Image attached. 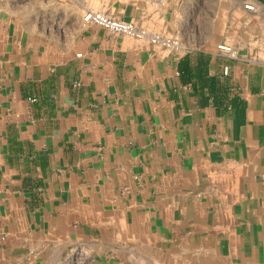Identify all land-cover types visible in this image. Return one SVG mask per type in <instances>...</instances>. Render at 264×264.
<instances>
[{"label":"crops","instance_id":"0c3cea01","mask_svg":"<svg viewBox=\"0 0 264 264\" xmlns=\"http://www.w3.org/2000/svg\"><path fill=\"white\" fill-rule=\"evenodd\" d=\"M77 249L264 264V0H0V264Z\"/></svg>","mask_w":264,"mask_h":264},{"label":"built area","instance_id":"2783aa9c","mask_svg":"<svg viewBox=\"0 0 264 264\" xmlns=\"http://www.w3.org/2000/svg\"><path fill=\"white\" fill-rule=\"evenodd\" d=\"M245 8L248 10H254V5L246 4ZM85 23H94L105 30H108L112 33L116 34H124V35H134L137 37L145 36L146 32L142 29L135 27L132 23L108 17L101 12L94 10H87L82 17ZM217 48L220 51H223L226 56L234 57V51L228 45H217ZM80 54H78L79 56ZM229 71L228 66L223 67V73L227 74Z\"/></svg>","mask_w":264,"mask_h":264},{"label":"rangeland","instance_id":"374dc122","mask_svg":"<svg viewBox=\"0 0 264 264\" xmlns=\"http://www.w3.org/2000/svg\"><path fill=\"white\" fill-rule=\"evenodd\" d=\"M45 264H95L93 258L83 255L78 249L73 251L65 260L56 262L49 261Z\"/></svg>","mask_w":264,"mask_h":264}]
</instances>
